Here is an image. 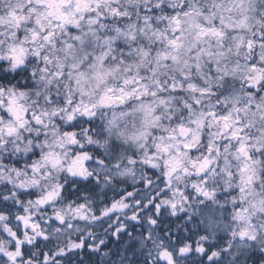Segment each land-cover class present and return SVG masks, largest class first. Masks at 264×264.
<instances>
[{
    "label": "snow or ice",
    "instance_id": "6c2138e0",
    "mask_svg": "<svg viewBox=\"0 0 264 264\" xmlns=\"http://www.w3.org/2000/svg\"><path fill=\"white\" fill-rule=\"evenodd\" d=\"M0 264H264V0H0Z\"/></svg>",
    "mask_w": 264,
    "mask_h": 264
}]
</instances>
